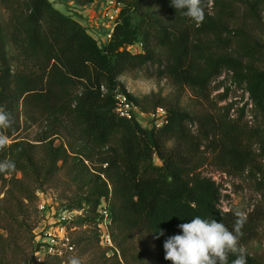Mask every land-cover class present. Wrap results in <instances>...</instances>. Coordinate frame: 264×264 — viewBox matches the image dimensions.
Wrapping results in <instances>:
<instances>
[{"label": "trees", "instance_id": "1", "mask_svg": "<svg viewBox=\"0 0 264 264\" xmlns=\"http://www.w3.org/2000/svg\"><path fill=\"white\" fill-rule=\"evenodd\" d=\"M0 1L9 9L13 21L12 33L0 25V107L12 119L11 127L0 132L13 140L0 150V162L15 163L14 171L0 173L2 185H9L6 196L0 200L5 209L35 203L36 190L57 173L60 162L66 165L76 160L89 168L85 164L88 160L92 163L87 182L90 195L68 208H84L82 224L89 220L98 223V206L102 199H107L112 222L121 232L130 235L140 227L149 231L160 264H171L164 259V242L182 234L179 225L195 216L214 219L234 230L237 217L220 207L221 186L199 171L207 158H195L204 146L205 150L218 153V165L229 173L247 170L251 173L258 161H264V70L248 62L261 51L245 32H238L243 37L238 49L234 48L232 35L224 36L232 31L221 20L235 18L231 0H202L205 18L200 24L183 14L186 9H175L171 0H116L122 4L119 19L111 38L103 45L50 0ZM241 1L253 16H259L264 0ZM210 2L217 9L216 17L206 11ZM189 22L191 29L186 25ZM209 37L216 38L212 45L222 44L229 53L212 54L202 40ZM13 40L21 41L26 57L37 64L33 71H14L9 55ZM136 44L142 45V52L127 49ZM158 49L164 56L158 55ZM149 64L156 65L158 74L166 75L175 84L201 93L222 72L230 73L235 85L248 93L257 111L256 121L260 118L261 122L254 126L242 123L247 103L231 126L221 128L219 144L215 142V134L209 140L207 132L206 143L200 134L192 133L188 126L192 116L179 107H169L168 122L161 127H144L137 117L118 116L115 112L118 94L150 112L119 80L126 71L143 69ZM21 102L51 120L38 143L17 138L20 124L14 110ZM161 105L158 101L154 108ZM67 118L74 120L77 137L83 142L82 150L80 146L75 149L76 145L55 146L54 138L62 126L68 127ZM170 139L184 143L186 149L169 150ZM156 157L160 164L155 162ZM17 173L22 177L17 178ZM260 173L259 186L263 189L264 165ZM6 175L12 177L8 179ZM159 229L163 235L157 238ZM241 231L240 240H244L249 232L246 224ZM33 244L36 264H47L50 260L63 264V260L54 256L38 262L35 240ZM235 258L229 254L228 264ZM246 260L247 264H263L247 252Z\"/></svg>", "mask_w": 264, "mask_h": 264}, {"label": "rangeland", "instance_id": "2", "mask_svg": "<svg viewBox=\"0 0 264 264\" xmlns=\"http://www.w3.org/2000/svg\"><path fill=\"white\" fill-rule=\"evenodd\" d=\"M50 1L55 8L81 23L100 45L109 40L106 33L110 24L105 17L107 8H109L107 0H96L93 3H87V0ZM231 1L235 18L224 17L221 20L232 31L224 36L229 38V35H232L234 48L238 49L243 40L238 32L249 34L254 40L253 44L260 48L261 53L248 62L264 70V3L260 7L259 16L256 17L241 0ZM206 11L211 16H217V9L214 8L213 2L208 4ZM0 25L12 33L11 13L1 1ZM186 25L192 28L190 22ZM202 40L203 44L208 45V49L212 50V54L229 53L227 47L222 44L212 45L217 42L216 38L209 37L202 38ZM20 42L13 40L9 46V55L12 58L15 72L28 73L33 71L37 64L26 57ZM133 52H142L141 45H135ZM158 55L164 56V53L158 49ZM119 80L130 94L150 108V112L157 110L154 105L158 101L163 103L158 108H163L167 112L170 106L179 107L188 112L192 116V121L188 123L189 128L192 133L200 134L206 143L208 141L205 134L209 132V140L215 134V142L221 144V128L231 126L232 120L238 116L240 109L247 103L242 123L254 126L257 122L258 124L261 122L260 118L256 121L257 111L253 108L246 90L235 85L231 74L226 71L215 78L204 93L186 85L175 84L166 75L158 74L157 66L153 64L139 70H128L119 77ZM131 102L136 104L134 101ZM140 109L142 111L141 107ZM14 111L20 124L18 140L38 143L39 137L47 130L51 120L42 115L40 111L23 105L22 102ZM144 114V116L138 115L141 124L144 127H153L154 121L148 115L149 112H144ZM65 125L68 127L62 126L60 133L54 138L55 146L65 144L68 148L76 145L75 149H77L83 142L77 137L78 130L74 120L67 118ZM12 141L10 138V143ZM45 145L46 143L43 146ZM185 147L184 143L176 142L175 139L167 142L169 150L181 151L185 150ZM79 149L82 150V147L80 146ZM201 156H205L207 160L199 171L221 186L220 207L223 212H232L236 217L235 213L239 211L246 217L245 224L249 232L244 240H240L239 245L245 249V252L257 257L264 264V188L259 186L262 176L260 171L264 161H258L251 173L248 170L243 173H229L218 165V153L210 149L205 150L202 146L201 151L196 152L195 158ZM155 162L161 163L157 157ZM85 164L92 171V163L86 160ZM59 166L61 168L57 173L50 177L43 187L36 190L35 203L25 207L16 205L7 210L5 204L0 202V264H36L33 259V241L42 221L40 203L46 208L53 207L54 210L60 212L68 208L70 204H75L78 199L89 197L90 188L87 184L90 177L89 168L76 160L66 165L60 162ZM6 177L10 179L12 175H6ZM21 177V173H17V178ZM32 181L35 183L36 179L32 178ZM8 189L9 185L4 187L0 180V200L4 199ZM82 218L79 217L69 226V232L73 242H76V248L68 255V260L75 256L79 258L81 264H160L153 239L145 227H140L130 235H126L112 223L110 231L113 237V247H104L99 240L98 223L89 220L82 224ZM98 219L99 216H97ZM47 264L61 263L50 260Z\"/></svg>", "mask_w": 264, "mask_h": 264}, {"label": "clouds", "instance_id": "3", "mask_svg": "<svg viewBox=\"0 0 264 264\" xmlns=\"http://www.w3.org/2000/svg\"><path fill=\"white\" fill-rule=\"evenodd\" d=\"M171 4L175 9H186L183 14L197 24L202 23L205 18L202 0H171ZM11 125V114L0 107V129L10 128ZM9 144V136L0 132V150ZM14 170V161L0 162V173H10ZM235 215L237 219L233 231L222 222L200 216H195L188 223L180 224L182 234L171 236L164 242V259L171 261V264H228L229 254H232L236 258L231 264H247L245 249L239 245L246 217L239 211ZM156 233L157 238L163 235L160 229ZM67 264L81 262L79 258L73 256L69 258Z\"/></svg>", "mask_w": 264, "mask_h": 264}, {"label": "built area", "instance_id": "4", "mask_svg": "<svg viewBox=\"0 0 264 264\" xmlns=\"http://www.w3.org/2000/svg\"><path fill=\"white\" fill-rule=\"evenodd\" d=\"M107 4L109 8H107L105 17L109 20L110 26L107 30L106 36H108L107 39H110L119 19L122 4L116 0H107ZM134 46L135 45H130L127 47V49L134 53ZM116 98L117 106L115 112L118 116L127 119L137 117L140 120L138 115H145L143 110L140 111V107L131 102L124 94H118ZM148 115L151 116L152 121H154L153 125L156 127H161L168 122V112L163 108H157V110L149 112ZM85 207L88 206L85 205ZM39 209L41 211L42 221L38 227L39 230L36 233L35 238L36 260L41 262L46 256H54L60 258L63 260V264H66L68 255L74 252L76 248V244L73 242L69 232V226L79 217H84L85 210L84 208H66L60 212H57L53 207L46 208L42 203L39 204ZM98 215V230L101 244L104 247H113V237L110 231V226L113 222L109 201L107 199H102L100 205L98 206Z\"/></svg>", "mask_w": 264, "mask_h": 264}]
</instances>
